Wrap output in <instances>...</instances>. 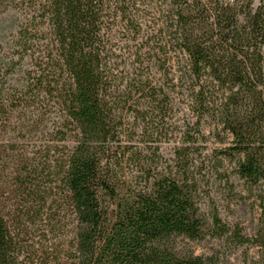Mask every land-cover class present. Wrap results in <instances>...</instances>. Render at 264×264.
Here are the masks:
<instances>
[{
    "label": "trees",
    "instance_id": "trees-1",
    "mask_svg": "<svg viewBox=\"0 0 264 264\" xmlns=\"http://www.w3.org/2000/svg\"><path fill=\"white\" fill-rule=\"evenodd\" d=\"M239 1L0 0L17 13L0 264H225L176 243L205 236L264 264V0ZM207 120L230 137L210 154ZM215 184L224 207L249 200L251 234L222 218Z\"/></svg>",
    "mask_w": 264,
    "mask_h": 264
},
{
    "label": "rangeland",
    "instance_id": "rangeland-1",
    "mask_svg": "<svg viewBox=\"0 0 264 264\" xmlns=\"http://www.w3.org/2000/svg\"><path fill=\"white\" fill-rule=\"evenodd\" d=\"M245 1L246 0H241L239 1V3ZM250 1L252 2L253 6H256L260 2V0ZM16 16V11L10 8L0 11V66L2 67L7 66L9 63V59L11 58V45L9 42V37L16 28ZM20 75L21 69H17L12 75H9L7 77V86L19 84L18 78ZM188 115L189 113L187 111H180L177 114V118L180 119L179 123L182 119L188 117ZM203 130L206 134V141L204 143L203 151L206 152V154L219 151L229 144V136H226L222 141L219 140L217 133L213 128L212 121L207 120V122L204 123ZM219 134L223 135L224 133L220 132ZM172 145L173 144L171 142H164L162 144V152L165 156H169L171 154ZM217 156H220V153L217 152ZM224 168L229 172L232 171L233 160H230L229 162L226 161L224 163ZM233 177L234 175L231 173V178ZM209 181L210 184L213 182L212 179H209ZM235 182L237 183L236 180ZM216 184L217 188L220 187V191L223 190V182H220V184L217 182ZM216 184L213 186L210 195L213 197L214 203L222 206V208H220L222 218L230 224L239 222L243 227V231L245 233L251 234L256 223V210L250 205L249 200L246 199L234 202L230 204L229 207H224V202L221 199V194L218 191H214ZM236 189H240V186L237 185ZM176 243L179 247L190 250L195 254L218 253L220 260L225 264H242L241 253L246 249L245 246L233 248L231 245L225 244L224 242L217 240V238H213L210 236H205L204 238L197 240H189L187 238L177 237ZM252 251L253 249H248V252Z\"/></svg>",
    "mask_w": 264,
    "mask_h": 264
}]
</instances>
